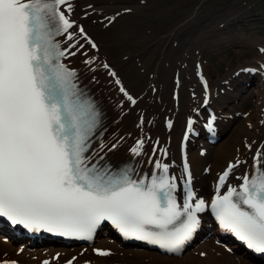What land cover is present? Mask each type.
Segmentation results:
<instances>
[{
	"label": "snow or ice",
	"instance_id": "snow-or-ice-1",
	"mask_svg": "<svg viewBox=\"0 0 264 264\" xmlns=\"http://www.w3.org/2000/svg\"><path fill=\"white\" fill-rule=\"evenodd\" d=\"M72 8L70 0H0V218L29 232L43 230L83 240H91L98 226L108 221L125 238L180 253L200 226L198 213L211 209L223 230L249 250L264 254V160L257 159L264 154L259 150L253 171L238 178L242 180L238 186L227 185L221 195L220 188L241 161L229 163L218 177L210 203L193 190L187 160L182 204L175 195L177 177L168 174L167 164L157 161L159 174L133 178L129 166L114 170L100 163L104 157L92 162L97 154L88 153L100 114L83 98L73 82L75 71L61 59L76 55L85 44L97 45L83 27L78 28L83 43L61 48L55 40L60 35L74 40L77 33L70 30L76 21L68 15ZM73 47L76 51H69ZM102 67L117 77L107 63ZM115 83L135 104L119 78ZM214 119L205 125L209 131H214ZM193 124L189 118L185 140ZM143 145V140L137 141L131 152L140 155ZM116 147L114 143L111 149ZM94 251L100 256L111 254ZM75 260L72 257L65 264ZM0 264L18 261L4 259Z\"/></svg>",
	"mask_w": 264,
	"mask_h": 264
},
{
	"label": "bare ground",
	"instance_id": "bare-ground-1",
	"mask_svg": "<svg viewBox=\"0 0 264 264\" xmlns=\"http://www.w3.org/2000/svg\"><path fill=\"white\" fill-rule=\"evenodd\" d=\"M80 1L81 5H84L83 11L74 8L77 0H70L73 8L68 15L71 20L76 21L73 29L70 30L77 33L74 40L68 41L65 35L56 36L55 40L60 43L61 48L67 47L69 43H83L78 32V28L83 27L97 45L96 48H92L90 45L85 44V47L78 51L76 55H69L61 59L62 63L75 71L77 84L87 89L88 93L95 99L96 106L100 112V126L97 131L100 127H105L93 140L90 155L96 153V156L104 157L113 163L125 160L133 161V165L139 174L145 172L146 175L153 169H157V161L161 164L169 165L168 174L177 177L178 187L175 193L177 202L182 204L184 193L178 151L179 137H177V142H175L174 135L170 133L175 131L178 125H181L182 129L185 115L189 114L193 107H197L202 97V91L196 79L193 80L190 76L188 79H184L183 75L178 76L177 74L185 67L183 66L184 59H188L187 57L189 56L186 53L173 54L176 58L172 62V77L170 79L168 76L167 79H164L161 71L162 65L166 59L172 60L170 58L171 53L162 54L158 57L156 64L151 69L142 60L135 61L133 52L125 47V43L132 36H137L133 30L136 22L130 10H121L118 5L114 4L101 5L103 2H111L110 0ZM101 9L104 10L100 15H94L100 12ZM61 10H65L64 6H62ZM193 13V11L188 13L186 18L192 16ZM100 17H102L101 21H99ZM111 25L113 28H110ZM153 34L151 32L149 36L151 37ZM149 36H138L137 41L145 40ZM161 38H156L157 46L153 50V54L149 55L150 60L154 59V52L157 50ZM255 44H257L258 55L260 56L259 63L264 65V61L261 60L264 58V53L261 52V49H264V39L255 42ZM110 46H114V49L118 51V53L114 52L116 55L112 54ZM69 51H76V48L73 47ZM130 56L134 59L128 63L126 60ZM90 59L93 62L86 64L85 61ZM105 63L109 65L111 71L117 73V77L110 76L109 70L102 67ZM185 63L188 64V62ZM200 70L206 77L201 66ZM257 70L258 76L256 79L258 84L254 89L256 100L253 104V110L251 114L245 113V125H240L241 131L245 134L242 139L244 147L241 146V142L235 143L231 147L228 144L231 151L224 153V157L227 159L226 163L236 160H240L241 163L229 174L224 186L221 188L223 191L227 190V185L229 184L238 186L242 182L238 178H242L246 172L251 173L253 171V165L256 163L253 158L256 157L257 150L264 154V67ZM240 73L242 71L237 72V76L231 79L233 84L238 80ZM116 78L120 79L121 84L136 100L135 104L130 103L124 94L120 92L121 85L115 83ZM260 83H262V86ZM169 87L170 89H168ZM172 88H175V93ZM234 88H236V91L239 90V88L233 87V91ZM169 90L170 94L167 99ZM208 90V102L212 100L214 102L217 123L219 126H224L225 116L218 110V107L222 100L223 102L227 100V91L224 89L223 92L222 85H219L217 89L208 86ZM192 96H196V98L193 100ZM193 101H195V104L191 105ZM159 104H162L161 109L164 106V112H162L161 116H156ZM142 118L144 122L141 124ZM169 122H171L170 126ZM139 140H143L144 145L141 154L137 156L131 152V149L136 146ZM193 142L189 143L187 157L190 161L196 190L199 194H203L201 183L204 173L200 165L199 150L195 153L190 148L192 144H199L198 148L205 147L206 149L211 141L202 139L197 135ZM114 143L117 144V147L111 149ZM101 144L105 145L103 149L100 148ZM246 145L251 147L246 148ZM165 152L167 153L166 155ZM257 159L264 160V155L257 157ZM220 169H212L214 177L213 180H210L209 193L213 189L215 176ZM2 223L0 226V258L16 257L22 263L41 264L43 260H49L50 264H52L62 254L67 253L70 258L76 257L73 263L81 260L84 254H88L101 264H134L136 261L145 264H244V258L237 254L239 250L234 245L231 247L228 243L217 241L215 229H210V236L205 241L196 244L194 242V247L188 252H184L186 249L184 248L179 255L169 256L161 254L157 250L136 249L132 246L135 242L113 239L104 233H96L92 243L89 245L78 242L65 244L56 239L27 238L23 235H14L12 230L6 226V223ZM196 246L198 247L197 249H195ZM92 247H104L111 254L108 256L97 255L93 253ZM196 252H201L204 255L199 256V253L196 255ZM57 256V259H53V257ZM127 256H133L134 260L127 261L125 259ZM111 258H118L119 261L108 262ZM62 260L57 261V264Z\"/></svg>",
	"mask_w": 264,
	"mask_h": 264
},
{
	"label": "rangeland",
	"instance_id": "rangeland-1",
	"mask_svg": "<svg viewBox=\"0 0 264 264\" xmlns=\"http://www.w3.org/2000/svg\"><path fill=\"white\" fill-rule=\"evenodd\" d=\"M110 1L111 2L108 3L103 2L101 5H118L121 10H130L133 14V19L136 22L133 30L137 36H132V38L125 43V47L133 52L135 61L142 60L152 69L158 57L162 54L171 53L170 58L172 60L166 59L161 69L164 79H167L168 76L171 79L172 62L173 59L176 58L173 54L177 53L180 55L186 53L190 58L187 57L188 59H184L183 66L185 67H183L179 73L177 72L178 76L183 75L184 79H188L190 76L195 80L193 68L194 62L197 60L208 78L209 87L217 89L219 85H222L223 92L224 89H226L227 100L224 102L222 100L218 107V110L225 116V124L224 126H219L218 123L215 122L217 126L216 134H218L217 139L210 142L208 148L205 149V147H201L203 152H199L200 165L204 173L201 189H203V192L204 190L209 191V180L213 179L212 169H220L227 162L224 153L231 151L229 150L228 144L231 147L235 143L241 142V146L244 147L242 139L245 137V134L241 131L240 125H245V113L251 114L253 110V104L256 100L254 89L258 84L256 79L258 76L257 69L262 68L263 65V63H259L260 56L258 55V47L255 42L264 39V0ZM118 2L121 3L118 4ZM83 7L84 5H81L80 0H77L74 4V8L79 11H83ZM103 10L104 9H101L100 12L94 15H100ZM192 11L194 12L193 15L186 18L188 13ZM101 20L102 17L99 18V21ZM110 28H113V26L111 25ZM151 32L152 34L154 32V34L150 37L149 35ZM141 35H148L149 37L145 40L137 41V37ZM160 37H162L161 42L154 52V59L150 60L149 55L153 54V50L157 46L156 38ZM110 51L113 55H116L114 54L116 51L114 46H110ZM116 52L118 53V51ZM133 57L130 56L126 62H132L134 59ZM261 60L264 61V58ZM185 62H188V64ZM245 65L252 66L255 69L254 73L251 75L240 74L238 76L239 81L236 80L233 84V80H231L234 78L233 73L240 70ZM261 84L262 83H260V85ZM233 87H237L239 90L236 91V88H234L233 91ZM168 89H170V87ZM173 92H176L175 88ZM169 94L170 90L168 91L167 99L169 98ZM191 98L194 100L196 96H192ZM209 103L215 109L213 100ZM192 104L194 105L195 101H193ZM161 105L162 104H159L157 108L156 116H161L162 112H164V106L163 109H161ZM178 126L175 131L170 133L174 135L173 138L175 142L177 141L176 139L179 135L181 125ZM200 137L206 138V134L202 133ZM190 142L189 140V143ZM198 145L192 144L190 150L197 153ZM246 148H248V146H246ZM217 152L220 153L218 154ZM206 169L207 171H205ZM200 229L202 233L195 244L205 241L206 238L210 236V229H215V227L205 220ZM102 232L107 234L110 238L112 237L104 230H101V233L99 232L98 234H102ZM216 238L218 242H221L218 236ZM132 246L136 249L157 250L156 248L141 245L137 242ZM230 246L232 247V245ZM193 247L194 244L190 245L184 252H188ZM197 248L196 246L195 249ZM157 251L169 256L180 254H167L159 250ZM244 252L245 251L237 252V254H240L244 258V264H264V258H248ZM198 253L199 256H203L200 254L201 252H196V255H198ZM67 255V253L62 254L58 260L52 264H56L57 261L67 257ZM83 257L91 258L88 254H84ZM125 259L127 261L134 260L133 256H127ZM256 259L259 260L257 261ZM116 261H119V259L111 258L108 262ZM134 264L145 263L136 261Z\"/></svg>",
	"mask_w": 264,
	"mask_h": 264
},
{
	"label": "water",
	"instance_id": "water-1",
	"mask_svg": "<svg viewBox=\"0 0 264 264\" xmlns=\"http://www.w3.org/2000/svg\"><path fill=\"white\" fill-rule=\"evenodd\" d=\"M229 238V237H228ZM230 239V238H229ZM238 246V248L240 249L241 248V246L240 245H237Z\"/></svg>",
	"mask_w": 264,
	"mask_h": 264
}]
</instances>
